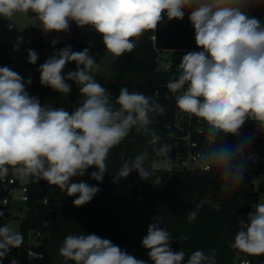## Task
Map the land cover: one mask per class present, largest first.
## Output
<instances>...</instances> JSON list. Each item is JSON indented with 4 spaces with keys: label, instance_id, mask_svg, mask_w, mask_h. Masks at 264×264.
Returning a JSON list of instances; mask_svg holds the SVG:
<instances>
[{
    "label": "clouds",
    "instance_id": "1",
    "mask_svg": "<svg viewBox=\"0 0 264 264\" xmlns=\"http://www.w3.org/2000/svg\"><path fill=\"white\" fill-rule=\"evenodd\" d=\"M264 7V0H0V18L16 25L17 14L32 13L44 34L69 33L70 25L90 30L102 37L105 52L113 58L132 53L144 33L157 30L165 21L188 18L194 30V41L200 51L181 56L178 75L166 84L177 108L196 117L204 125L205 143L195 155L194 167L215 169V182L223 192L242 184L249 163L259 161L251 148L264 135V21L254 14ZM59 37L52 39L54 47ZM25 43L17 36L13 51ZM30 43V41H28ZM73 51L71 45L54 51L37 68L39 83L68 96L74 82L83 99L69 112L64 107L41 104L38 96L27 90L31 76L25 78L10 66H0V182L11 174L17 179L43 180L66 193L75 207L92 201L101 191L74 177L89 176L98 183L107 173L106 161L111 150L133 132L147 138L148 147L126 160L113 182L132 172L141 181L159 185L152 154L169 156L174 145L168 143L153 126L155 118L166 114V106L153 95L120 87L119 95L96 79L101 65L90 52L94 47ZM27 63L35 65L36 50L26 48ZM75 62V70L67 65ZM66 73V74H65ZM255 130L243 135L246 123ZM231 136L233 143H228ZM150 149V150H149ZM239 220V227L229 243L237 255H264V202H259ZM187 222L198 218V209L186 212ZM0 262L13 249L21 247L24 236L9 227L0 211ZM183 233L175 241L188 240ZM165 218L152 217L141 246L148 260L138 258L96 234H68L58 249L62 264H217V249L191 253L173 251L175 242ZM35 259L43 254L35 253ZM10 264H19L13 257ZM242 264H250L244 259Z\"/></svg>",
    "mask_w": 264,
    "mask_h": 264
},
{
    "label": "trees",
    "instance_id": "2",
    "mask_svg": "<svg viewBox=\"0 0 264 264\" xmlns=\"http://www.w3.org/2000/svg\"><path fill=\"white\" fill-rule=\"evenodd\" d=\"M254 14L261 19L264 7L256 8ZM190 25L187 17L177 23L175 19L167 21L165 18L155 32L149 31L140 37L138 47L132 53H126L120 58L111 56V86L106 87L114 96H118L119 88L124 86L130 91H139L146 95H153L159 90L158 102L166 106V114L156 117L153 126L164 140L174 145L170 153L174 160L179 153L188 150V147L180 138L183 136L181 131L175 126L177 106L174 98L169 97L167 77L158 67V50L194 46V30L185 28ZM92 33L95 40H102L101 36ZM67 45H71L73 51L79 47L75 40L57 43L54 47L41 40L39 44H23L21 47L34 50L41 48V51H37V63L31 65L39 67L54 51ZM8 61L6 58L0 60V63L6 64ZM73 69L74 62L71 63V70ZM68 83L72 84V92L68 96L41 86L39 81L32 82L27 90L31 95L38 96L42 105L47 103L57 108L64 107L71 112L83 97L79 96V89L74 82ZM254 130L255 125L248 122L242 133L247 135ZM234 139L229 136L227 142L233 143ZM146 140V137L133 132L120 145L114 147L106 161L107 173L104 179L115 178L126 160L132 159L148 147ZM196 140L200 150L205 143L204 134ZM263 143L264 135H260L255 139L252 148H260ZM158 156L159 154H152V165ZM94 170L89 168L87 173ZM154 171L162 177L159 185H152L151 181H141L138 173L132 172L127 178L114 182L113 189L103 192L97 202H89L81 207L73 205L75 197L67 196L46 181L35 183L30 178L25 184L29 190L28 202L5 208H15L25 214L20 224L24 242L15 249L21 255L22 264L26 262L30 251L44 254L45 259L37 264H62L63 258L58 249L65 236L70 233L96 234L110 239L130 254L148 260L147 250L141 246V240L147 234L148 224L155 215L165 218L174 241L181 233L190 237L186 241L173 242V251L183 249L191 253L196 249H203L208 252L215 248L217 264H235L238 258L247 259L250 264H264V255H237L229 247L239 227V220L246 219L264 192L263 187L255 189L253 177L256 172L247 168L242 184L223 192L218 182H215V169L190 170L174 162L169 170ZM73 180L79 182V177H74ZM192 209H198V218L193 223H188L186 212ZM32 233L40 235L34 246L30 245Z\"/></svg>",
    "mask_w": 264,
    "mask_h": 264
},
{
    "label": "rangeland",
    "instance_id": "3",
    "mask_svg": "<svg viewBox=\"0 0 264 264\" xmlns=\"http://www.w3.org/2000/svg\"><path fill=\"white\" fill-rule=\"evenodd\" d=\"M12 22L16 25L17 29H13L9 31L7 29V24L9 21L0 18V60L9 59L8 63H0V66H10L13 70L20 73L23 77L27 78L31 76L32 82L39 81V72L37 71L38 67L31 66L27 63V52L23 47H20L19 51H13V45L16 43L17 36L22 35L24 37L25 43L23 44H39L41 40L45 42L51 43L52 39L55 37H59V43H66L71 40H75L78 42L79 47L76 51H81L85 47H88L89 40L93 41L94 47L90 48L91 54L94 56L96 62H99L101 65V70L99 73L95 74L96 79L99 83H101L104 87L111 86V68H112V59L111 55L105 52L104 45L102 44V40H95L93 33L90 30H82L78 28L74 23L70 25L69 33H48L44 34L39 28L41 27L38 19L34 14L29 13L28 15L17 14L12 18ZM180 22V20H176V23ZM30 41V43H28ZM22 44V45H23ZM36 51H41V48H35ZM75 62L74 69L75 70ZM67 70H71V63L67 65ZM66 74V73H65ZM83 99V98H82ZM252 152H255L259 156V161L256 163H249L248 169L256 172L253 177L255 189L258 190L261 187L264 188V143L260 148L253 149ZM154 169L155 170H169L171 169L170 160L166 156L159 155L154 160ZM90 174V173H89ZM88 173L84 177H79V181L83 180L90 185L98 186L101 191L98 192L91 202L95 203L101 197L103 192H107L113 189V180L112 179H104L103 181L98 183L97 181L92 182ZM30 178H25L22 183H26ZM76 198V197H75ZM264 202V192L261 195L260 201ZM0 211L4 212L5 218L7 219V223L9 227L13 230L20 232V224L24 217V213L17 209H4L0 208ZM3 226V222L0 221V227ZM37 244L36 234L32 233L30 238V245L34 246ZM17 258L19 264H22V259L20 253L13 249L10 256L6 257L0 264H10L11 258ZM33 262L32 252H29L26 258V262L24 264H31ZM34 264H37L34 262Z\"/></svg>",
    "mask_w": 264,
    "mask_h": 264
},
{
    "label": "built area",
    "instance_id": "4",
    "mask_svg": "<svg viewBox=\"0 0 264 264\" xmlns=\"http://www.w3.org/2000/svg\"><path fill=\"white\" fill-rule=\"evenodd\" d=\"M261 20L264 21V14L261 15ZM185 28L189 30L193 29L191 25L186 26ZM200 50L202 49L197 48L196 45L189 48H171L163 51L158 50L159 53L158 67L167 77V82L169 80L174 79L178 75L179 64L181 62V56L183 54H186L189 51H200ZM169 97L174 98L173 94L170 92H169ZM175 126L177 127V129L181 131L183 136H181L180 138L183 142H186V146L188 147V150L179 153L176 156L175 160L173 159L171 154L169 156H166L170 160L171 168L173 167L175 162L185 169H190V170L198 169L194 167L195 155L199 151L198 142L196 138L204 134V125L196 117L189 116L188 114L180 111L177 108ZM26 183H22L21 179H17L11 174L4 181L0 182V208L5 209L8 206H13L18 203L24 204L28 202L29 190L28 187L25 185ZM39 236H40L39 234H36V238H38ZM30 252H32V256H33V262L31 264H34V262L35 263L42 262L45 259L44 254H43L44 258L42 260L35 259L34 254L40 252H33V251ZM243 260L244 259L238 258L235 264H242Z\"/></svg>",
    "mask_w": 264,
    "mask_h": 264
}]
</instances>
